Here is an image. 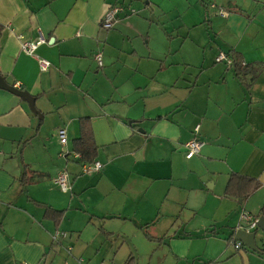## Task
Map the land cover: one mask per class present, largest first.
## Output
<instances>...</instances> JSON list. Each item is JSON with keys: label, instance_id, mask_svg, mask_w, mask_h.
Here are the masks:
<instances>
[{"label": "crops", "instance_id": "obj_1", "mask_svg": "<svg viewBox=\"0 0 264 264\" xmlns=\"http://www.w3.org/2000/svg\"><path fill=\"white\" fill-rule=\"evenodd\" d=\"M120 1L0 0V75L37 110L0 87V264H264V230L240 217L264 215V0H145L153 25L102 28ZM84 120L96 172L74 156ZM238 228L257 251L232 246Z\"/></svg>", "mask_w": 264, "mask_h": 264}, {"label": "built area", "instance_id": "obj_2", "mask_svg": "<svg viewBox=\"0 0 264 264\" xmlns=\"http://www.w3.org/2000/svg\"><path fill=\"white\" fill-rule=\"evenodd\" d=\"M209 7L211 8H216V12L222 16L225 15V11L222 8H218L215 4L211 3L209 4ZM126 9L125 7L120 4V3H115V4H110L108 9L106 10V12L104 13L102 19H101V27L105 28V29H109L113 26V24L115 23L116 19L118 18V14L119 13H125ZM129 12H134V9H129ZM45 39L42 35H39L38 38L35 41H24L21 43V50L25 53L28 54H32L34 53V50L36 48V46L43 42ZM93 58L96 61L98 66H101L102 62H101V53L99 51L95 52L93 54ZM36 60L38 63V68L40 71H45L48 69L49 65H50V61L42 58V57H38L36 56ZM216 61H223L225 62V64L230 67L232 65V59L224 52L219 51L218 54L215 57ZM244 63L241 62V65H243ZM198 131V125H195L193 132L196 134ZM57 135L59 138V141L62 145H64V143L66 142V134H65V130L64 128H59L57 130ZM203 144V141H201L200 139H198L196 136H193L192 138H190L188 141H186L184 143V147H185V157L186 158H190L192 157L194 154L198 153L201 146ZM65 152L64 149H62L60 151V154H63ZM74 156L76 158H79L80 155L79 153H74ZM101 163L99 161L93 160L91 162H81V171L83 173H90V172H96L98 170H100L101 168ZM54 183H56L59 188L62 191H66L70 188L69 185V181H68V177H67V173L62 170L59 171L55 177L53 178ZM241 219H244L247 221V224L250 228H255L256 227V217L251 216L250 214L246 213V212H242L240 214ZM67 235V232L65 231H60V230H55L52 234H51V239L53 242L58 243V241L65 237ZM232 246L235 249H239L241 248L242 244L240 241H234L231 242ZM70 247H67V251L70 252ZM82 259L79 258L78 261L80 262ZM21 264H25V262H22Z\"/></svg>", "mask_w": 264, "mask_h": 264}, {"label": "rangeland", "instance_id": "obj_3", "mask_svg": "<svg viewBox=\"0 0 264 264\" xmlns=\"http://www.w3.org/2000/svg\"><path fill=\"white\" fill-rule=\"evenodd\" d=\"M144 1L145 0H121L120 1L121 4L126 9L125 13H123V14H127V15H125L124 18H127V17H133V18H135V17H137V19H138V21L140 23L141 22H143V23H149V21L154 20V21L151 22V24L153 25L156 22L157 10H156V8H151L148 5H144ZM122 2H124V3H122ZM125 3H127L128 5H126ZM129 9H134V12H129ZM117 19H116V21H117ZM140 25H142V24H139V26ZM143 26H144V24H143ZM147 27L148 26L145 25V27L143 28V31H139V33H137V35L135 36V37H137V38H135L136 40L142 41L143 43H145V40L147 39ZM156 33H157V36L154 37L153 34L151 33L149 35V37L152 40H154V41H160V36H159V34H158L157 31H156ZM95 52H97V51H95ZM92 57H93V54H92ZM96 65H97V63H96ZM60 171H62V170H60ZM159 257H160V261H161L163 259V256L159 254ZM160 261H158L157 256H154V258H153V264H160ZM165 264H168V262H165Z\"/></svg>", "mask_w": 264, "mask_h": 264}, {"label": "water", "instance_id": "obj_4", "mask_svg": "<svg viewBox=\"0 0 264 264\" xmlns=\"http://www.w3.org/2000/svg\"><path fill=\"white\" fill-rule=\"evenodd\" d=\"M0 87L3 89H6L12 93H15L16 95H19L20 97L25 99L28 102L30 109L37 112V110L34 107V98L31 97L26 91L20 90L15 86L9 85L1 75H0ZM38 114H40V113H38ZM256 225H257L258 229L264 230V215H259L257 217ZM256 231H257V229H253L251 231H248L246 229L238 228L234 232L233 240L234 241L238 240V241L244 243L249 249H251L253 251H257L256 245H255Z\"/></svg>", "mask_w": 264, "mask_h": 264}, {"label": "trees", "instance_id": "obj_5", "mask_svg": "<svg viewBox=\"0 0 264 264\" xmlns=\"http://www.w3.org/2000/svg\"><path fill=\"white\" fill-rule=\"evenodd\" d=\"M2 25L0 24V31ZM80 134L73 141L74 151L80 154V162H91L94 159L96 146L93 141L91 127L88 122L82 121ZM230 181L228 182V185ZM262 214H264V207H262Z\"/></svg>", "mask_w": 264, "mask_h": 264}]
</instances>
